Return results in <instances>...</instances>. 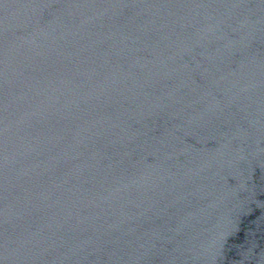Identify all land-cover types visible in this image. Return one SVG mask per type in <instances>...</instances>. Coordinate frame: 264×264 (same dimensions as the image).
<instances>
[{
	"label": "water",
	"instance_id": "obj_1",
	"mask_svg": "<svg viewBox=\"0 0 264 264\" xmlns=\"http://www.w3.org/2000/svg\"><path fill=\"white\" fill-rule=\"evenodd\" d=\"M0 264H264V0H0Z\"/></svg>",
	"mask_w": 264,
	"mask_h": 264
}]
</instances>
